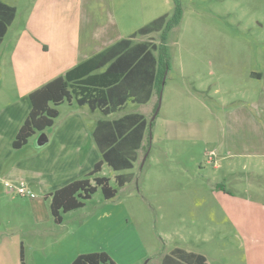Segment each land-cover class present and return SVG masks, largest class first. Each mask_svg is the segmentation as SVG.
Here are the masks:
<instances>
[{"label":"rangeland","instance_id":"1","mask_svg":"<svg viewBox=\"0 0 264 264\" xmlns=\"http://www.w3.org/2000/svg\"><path fill=\"white\" fill-rule=\"evenodd\" d=\"M20 3L24 6L29 1L20 0ZM68 3L69 29H77L82 5L87 3L83 0H68ZM178 3L180 19L166 31L165 54L155 51L156 57L162 56L167 63L160 97L156 93L154 101L145 104L127 100L122 108L109 115L96 109L88 111L87 118L82 116L89 123L97 118L114 119L139 112L147 121L148 130L132 167L114 170L103 162L100 170L89 176L94 163L102 159L96 150L98 156L94 157L90 170L69 176L77 175L78 179L105 176L116 189L115 195L104 198L98 186L82 207L62 214L64 225L52 219L49 193L26 182H13V188L8 189L10 194L2 197L1 221L7 226V232L13 228L12 233L25 239L27 263L31 239L26 237L35 234L36 240L31 243L37 250L46 252L51 240L47 235L48 232L52 235V228L61 233L77 230L76 239L67 238L62 244L70 253L103 251L115 264H129L141 257L139 264H146L147 252L152 255L148 264H159L161 255L174 247L205 252L210 264H233L231 256L239 264L254 263L250 255L248 260H243L242 247L236 244L240 230L223 212L213 190L215 187L219 190L241 188L248 197L253 190L264 192V166L256 167L251 161L237 165L236 178L228 176L225 180L226 165L219 170L215 168L214 160L204 153L208 146H203L200 140L184 138V133L179 132L176 133L180 137L167 138V131H172L179 122L187 125L195 121L192 125L197 126L199 120L212 121L214 116L203 109L201 102L206 101L218 112L220 96L235 104L242 97L252 98L257 94L261 84L250 80L249 71L264 68V0H178ZM89 7L102 20L111 18L109 30L121 31L134 44L142 40L161 43L164 25L148 34H139L137 30L164 14L165 21L170 19L175 4L173 0H98ZM63 104L66 106V101ZM156 107V116L152 119ZM50 127L35 131L28 144L38 147L40 134H46ZM23 148L16 156L30 161L33 155L26 150L28 147ZM83 160L81 157L80 166ZM86 162L84 165L89 164V159ZM118 175L125 177L124 184H118ZM216 176L221 180L215 179ZM18 186L25 189V195L17 192ZM31 191L36 200L44 199L47 208L37 217L48 214L49 221L38 224L34 220ZM262 195L259 198L264 199ZM241 216V221L264 226V209L241 213ZM257 254L262 263L256 264H264V251Z\"/></svg>","mask_w":264,"mask_h":264},{"label":"crops","instance_id":"2","mask_svg":"<svg viewBox=\"0 0 264 264\" xmlns=\"http://www.w3.org/2000/svg\"><path fill=\"white\" fill-rule=\"evenodd\" d=\"M27 1L29 3L23 6L20 0H0L1 3L14 8V15L0 37V209L3 207L2 197L10 194L8 189L13 188V182H26L46 194L50 193L51 189L55 190L78 179L77 175L70 178L71 174H80L91 169L94 157L98 156L97 151L100 152L93 134L102 119L97 118L89 122L90 124L85 122L83 117H88V111L96 109L91 110L87 105H79L74 98L66 102V106L62 103L59 109L56 108L58 115L50 130L45 131L47 141L43 145L34 147L27 141L22 147L15 149L12 147V140L30 111L29 94L32 91L64 75L78 64L95 60L98 54L125 39L121 31L109 30L111 18L109 21L102 20L95 9L87 8L89 5H95L98 0H83L87 5H82L77 29L71 30L67 23L68 0ZM7 20H9V12L0 6V34L3 29L2 23ZM112 23L115 24L113 19ZM106 67L107 65H104L93 72L101 73ZM249 77L250 80L261 84L256 95H249L252 98L242 97L235 104H230L226 98L220 96L218 112H214L213 107L206 101L201 102L203 109L214 116L212 121L199 120L197 126L192 125L195 121L187 125L179 122L182 126L177 125L176 128L172 127V131H167L169 133L167 138H178L181 135L176 132H179L184 133V138L200 140L203 146H208L204 153L214 160L215 168L219 170L223 168V164L226 165L225 173L228 175H224L225 180L228 176L236 178L237 165L251 161L256 167L264 166V68L260 71H249ZM154 98L156 91L149 84L128 100L132 103L145 104L149 101L152 103ZM55 122L58 124L56 125ZM201 122L204 124L201 125ZM23 147H28L26 150L33 155L30 161L16 156L25 150ZM81 157L84 159L83 166H80ZM88 159L89 164L84 165ZM215 179L221 180L217 176ZM213 191L215 198L221 203L223 212L238 226L237 230H240L236 234L238 238L236 244L242 247L243 260H248L247 256L250 255L253 256V264L262 263L261 256L257 253L264 251V226L257 227L241 221V213L246 215L264 209V199L259 198L263 197L264 192L253 190L252 195L248 197L241 188L219 190L215 187ZM29 196L32 206L34 204V220L39 221L38 224L49 221L48 214L44 218L37 217L39 212L44 213L47 209L44 199L36 200L32 191ZM58 225H64L63 216ZM7 229L0 215V264H70L80 255L78 252L70 253L65 246H62L67 238L76 239L77 230L61 233L62 231L52 228V235L49 232L47 235L51 240L46 252L37 250V246L31 243L36 237L35 234L26 237L31 239L28 241L27 250L30 257L27 263L25 239L17 233H12L13 228L8 230L9 232ZM175 249L200 254L204 257V262L210 264L205 252L183 247H174L169 252L163 253L159 264L165 262L184 264L180 255L168 258ZM144 256V258L148 257L146 262L148 264L152 255L147 252ZM231 257L233 264H239L236 258ZM140 259L129 264H139ZM192 259L195 260L193 256ZM196 261L200 263V260L196 259Z\"/></svg>","mask_w":264,"mask_h":264},{"label":"trees","instance_id":"3","mask_svg":"<svg viewBox=\"0 0 264 264\" xmlns=\"http://www.w3.org/2000/svg\"><path fill=\"white\" fill-rule=\"evenodd\" d=\"M173 1L175 9L170 19L165 21L164 14L137 30L139 34H148L155 29L159 30L164 25L161 43L147 40L133 44L130 38L122 39L116 45L98 54L95 60L78 64L64 75L32 91L29 94L30 111L16 132L12 147L15 149L22 147L35 131L42 132L45 128L52 126L58 115L56 106L65 101L70 102L72 98L79 105H87L91 110L99 109L103 114L108 115L149 84L157 95H160L167 63L162 56L157 58L155 51L165 54L166 47L163 41L166 31L169 27L176 25L180 19L178 0ZM0 6L9 12V20L2 23L1 37L14 15V8L1 2ZM134 35L135 33L131 37ZM104 65L107 67L103 72H93ZM136 89L137 91L134 92L133 90ZM146 130H148V124L141 113H127L116 119L100 120L93 135L102 159L94 164L88 175L98 172L103 162L114 170L132 167V162L137 158L136 151L142 144ZM117 177L118 184H124L125 177L123 175ZM98 186L106 199L113 197L116 193V189L109 185V179L105 176L79 178L50 192L49 208L53 220L60 223L63 213L82 207ZM173 255H180L184 264H206L204 257L200 254L175 249L168 258H172ZM196 259L200 260V263ZM101 263L115 264L103 251L80 254L70 264Z\"/></svg>","mask_w":264,"mask_h":264},{"label":"water","instance_id":"4","mask_svg":"<svg viewBox=\"0 0 264 264\" xmlns=\"http://www.w3.org/2000/svg\"><path fill=\"white\" fill-rule=\"evenodd\" d=\"M160 94H161V90H160ZM159 97H160V95H159ZM156 112H157V107L155 108L152 119L155 118ZM46 141H47V136L44 133H41L38 140H37L38 145H43Z\"/></svg>","mask_w":264,"mask_h":264},{"label":"built area","instance_id":"5","mask_svg":"<svg viewBox=\"0 0 264 264\" xmlns=\"http://www.w3.org/2000/svg\"><path fill=\"white\" fill-rule=\"evenodd\" d=\"M17 192L19 193V194H21V195H23V194H25V189L23 188V187H19L18 189H17Z\"/></svg>","mask_w":264,"mask_h":264}]
</instances>
